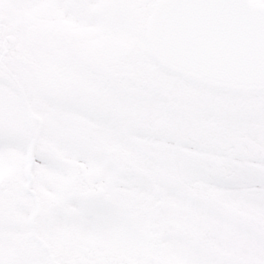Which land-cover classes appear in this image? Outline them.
Here are the masks:
<instances>
[{
    "label": "snow or ice",
    "instance_id": "6c2138e0",
    "mask_svg": "<svg viewBox=\"0 0 264 264\" xmlns=\"http://www.w3.org/2000/svg\"><path fill=\"white\" fill-rule=\"evenodd\" d=\"M0 264H264V0H0Z\"/></svg>",
    "mask_w": 264,
    "mask_h": 264
}]
</instances>
